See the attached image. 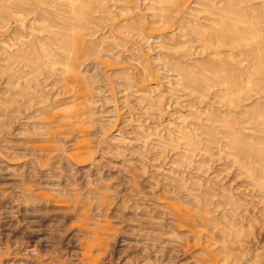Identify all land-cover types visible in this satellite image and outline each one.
Instances as JSON below:
<instances>
[{"label":"rangeland","instance_id":"374dc122","mask_svg":"<svg viewBox=\"0 0 264 264\" xmlns=\"http://www.w3.org/2000/svg\"><path fill=\"white\" fill-rule=\"evenodd\" d=\"M0 264H264V0H0Z\"/></svg>","mask_w":264,"mask_h":264}]
</instances>
